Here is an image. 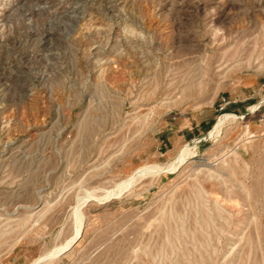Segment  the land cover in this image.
<instances>
[{
  "label": "rangeland",
  "instance_id": "obj_1",
  "mask_svg": "<svg viewBox=\"0 0 264 264\" xmlns=\"http://www.w3.org/2000/svg\"><path fill=\"white\" fill-rule=\"evenodd\" d=\"M38 258L264 264V0H0V264Z\"/></svg>",
  "mask_w": 264,
  "mask_h": 264
},
{
  "label": "bare ground",
  "instance_id": "obj_2",
  "mask_svg": "<svg viewBox=\"0 0 264 264\" xmlns=\"http://www.w3.org/2000/svg\"><path fill=\"white\" fill-rule=\"evenodd\" d=\"M205 44L208 45L207 43H205ZM212 52L214 54L215 52H217V50L213 48ZM211 59H212V57H211ZM205 62H206V60H205ZM208 63H209V65H211L212 64L211 60L209 62L207 61V64ZM248 64L250 65L249 61H248ZM253 67L254 66H250V69ZM251 70H253V69H251ZM257 109H258V104H254V105L250 106V110L252 112L256 111ZM244 118H245V115H238L234 112H226V113L221 114L217 118V120L214 123V125L212 126V128L207 132V137H210L213 139H219L222 136L224 131H226L233 124L237 123L239 120H242ZM195 156H196V152L194 150V145H192L191 143H186L185 145H183L181 147L179 152L176 153V156L173 158V160L171 162L151 163V164H146L144 166L137 168L131 176H128L126 179H124L119 184H117V187H115L114 190L111 189L105 196L104 195L98 196V195H95L93 193L88 192L89 194L85 195V197H83L82 199L77 201L78 202L77 206L74 208V214L76 217V230H75L74 235L67 242H65V244L61 245L59 248L54 249L52 252L50 251L48 253L51 254V256L60 255L61 253H64L68 249L72 248L78 242V240L82 237L85 223H84V215H83V212L81 209H82V206L84 205V203L89 198L105 200V199L110 198V196L119 197L125 189H128L131 185H133L136 182V180L138 178L142 177L143 175H145L147 173L151 174V173H161L163 171H173L176 168H178L181 164H183L184 162H186L187 160H189ZM26 221H27V219H26ZM48 253L45 256L43 255L45 259H46V256H48ZM43 256H42V258H40L41 260H43ZM38 261H39V258L34 260V262L32 264H36Z\"/></svg>",
  "mask_w": 264,
  "mask_h": 264
},
{
  "label": "built area",
  "instance_id": "obj_3",
  "mask_svg": "<svg viewBox=\"0 0 264 264\" xmlns=\"http://www.w3.org/2000/svg\"><path fill=\"white\" fill-rule=\"evenodd\" d=\"M234 102L236 101H232L231 99H228L227 97H222L219 101V111H225L227 110ZM226 113V112H225Z\"/></svg>",
  "mask_w": 264,
  "mask_h": 264
},
{
  "label": "crops",
  "instance_id": "obj_4",
  "mask_svg": "<svg viewBox=\"0 0 264 264\" xmlns=\"http://www.w3.org/2000/svg\"><path fill=\"white\" fill-rule=\"evenodd\" d=\"M232 106H233V105H231L230 107H232ZM202 122H203V121H202ZM202 122H201V123H202Z\"/></svg>",
  "mask_w": 264,
  "mask_h": 264
}]
</instances>
